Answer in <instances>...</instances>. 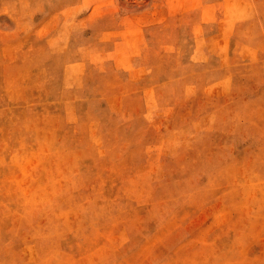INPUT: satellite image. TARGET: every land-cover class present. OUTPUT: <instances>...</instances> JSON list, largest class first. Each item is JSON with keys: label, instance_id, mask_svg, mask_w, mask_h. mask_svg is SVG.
<instances>
[{"label": "rangeland", "instance_id": "1", "mask_svg": "<svg viewBox=\"0 0 264 264\" xmlns=\"http://www.w3.org/2000/svg\"><path fill=\"white\" fill-rule=\"evenodd\" d=\"M0 264H264V0H0Z\"/></svg>", "mask_w": 264, "mask_h": 264}, {"label": "bare ground", "instance_id": "2", "mask_svg": "<svg viewBox=\"0 0 264 264\" xmlns=\"http://www.w3.org/2000/svg\"><path fill=\"white\" fill-rule=\"evenodd\" d=\"M241 3V2H240ZM231 5V4H230ZM237 7V6H236ZM234 9V8H233ZM233 12H234V10H233ZM232 13V12H231ZM243 14V13H242ZM245 14V13H244ZM251 17V16H250Z\"/></svg>", "mask_w": 264, "mask_h": 264}]
</instances>
